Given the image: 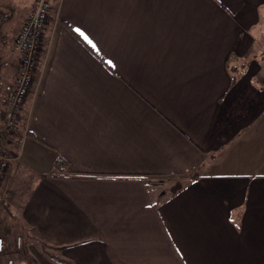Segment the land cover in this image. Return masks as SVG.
Here are the masks:
<instances>
[{
    "label": "crops",
    "instance_id": "obj_1",
    "mask_svg": "<svg viewBox=\"0 0 264 264\" xmlns=\"http://www.w3.org/2000/svg\"><path fill=\"white\" fill-rule=\"evenodd\" d=\"M35 2L0 0V124ZM263 18L264 0L51 1L2 185L31 179L21 221L62 264H264Z\"/></svg>",
    "mask_w": 264,
    "mask_h": 264
},
{
    "label": "built area",
    "instance_id": "obj_2",
    "mask_svg": "<svg viewBox=\"0 0 264 264\" xmlns=\"http://www.w3.org/2000/svg\"><path fill=\"white\" fill-rule=\"evenodd\" d=\"M51 1L36 0L33 10L28 14L12 43L13 49L20 54L21 59L18 77L4 111V119L0 124V190L6 173L17 160L6 143L17 130L24 102L33 89L42 37L50 15ZM9 17L6 12L0 13V43H7V39L1 34V28ZM22 249V238L17 237L14 250L21 252ZM7 252V242L0 237V263ZM3 264L16 263L13 258L7 257Z\"/></svg>",
    "mask_w": 264,
    "mask_h": 264
},
{
    "label": "rangeland",
    "instance_id": "obj_3",
    "mask_svg": "<svg viewBox=\"0 0 264 264\" xmlns=\"http://www.w3.org/2000/svg\"><path fill=\"white\" fill-rule=\"evenodd\" d=\"M259 27L260 28L252 30L249 34H251L252 38L257 39L258 47L256 48L261 49L262 52H264V18ZM250 50L253 51L255 49L251 47ZM262 52H259V56L256 54V59L260 62L264 59V57H262L264 56V53L262 54ZM25 176L27 178L28 175ZM21 178L24 179V175H21ZM28 179L30 178H27L24 184L18 182L17 184H13V186L7 184L4 186L2 185L3 188L0 190V237H3L6 240L8 248L5 258H13L16 264H22V262L32 263L31 261L37 258H45L54 264H62L61 250L53 249L47 246L44 242L37 240L34 237L32 230L28 229L21 221V206L28 193L27 188L30 187L27 182L29 181ZM153 180L155 181L152 182L155 183L161 194L167 193V197H170V193L174 192L173 190H170L171 187L166 180L161 178ZM178 186L179 185H176L175 187ZM17 237L22 238L23 249L21 252H15L14 250V244ZM5 258L1 260V263L5 261Z\"/></svg>",
    "mask_w": 264,
    "mask_h": 264
},
{
    "label": "trees",
    "instance_id": "obj_4",
    "mask_svg": "<svg viewBox=\"0 0 264 264\" xmlns=\"http://www.w3.org/2000/svg\"><path fill=\"white\" fill-rule=\"evenodd\" d=\"M3 119H4V116H3ZM59 164H63V166H65V167L67 168V163L65 162V160H63V159H59V160L57 161V166H58Z\"/></svg>",
    "mask_w": 264,
    "mask_h": 264
},
{
    "label": "water",
    "instance_id": "obj_5",
    "mask_svg": "<svg viewBox=\"0 0 264 264\" xmlns=\"http://www.w3.org/2000/svg\"><path fill=\"white\" fill-rule=\"evenodd\" d=\"M177 188H180V186H178ZM177 188H176V189H177Z\"/></svg>",
    "mask_w": 264,
    "mask_h": 264
}]
</instances>
